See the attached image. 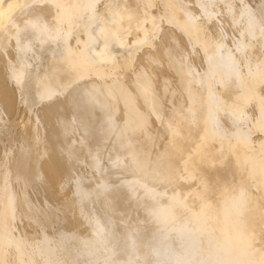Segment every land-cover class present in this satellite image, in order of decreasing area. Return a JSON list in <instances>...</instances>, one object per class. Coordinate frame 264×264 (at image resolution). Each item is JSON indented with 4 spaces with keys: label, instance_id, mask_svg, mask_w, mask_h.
<instances>
[{
    "label": "bare ground",
    "instance_id": "6f19581e",
    "mask_svg": "<svg viewBox=\"0 0 264 264\" xmlns=\"http://www.w3.org/2000/svg\"><path fill=\"white\" fill-rule=\"evenodd\" d=\"M252 1L0 0V264H264Z\"/></svg>",
    "mask_w": 264,
    "mask_h": 264
},
{
    "label": "rangeland",
    "instance_id": "374dc122",
    "mask_svg": "<svg viewBox=\"0 0 264 264\" xmlns=\"http://www.w3.org/2000/svg\"><path fill=\"white\" fill-rule=\"evenodd\" d=\"M249 2H250L251 4H253V1H252V0H249ZM199 65H200V64L198 63V66H199ZM22 114H23V115H22ZM22 116H23V118H25V119L27 118V115L24 114V113H22V110H21V111L18 113V117L21 118ZM82 170L85 171V169H84L83 167H82ZM86 171H87V170H86ZM176 179H177V178H173L170 182H167V183H166V185H169V186L167 187V190L172 186V184H173L175 181H177ZM174 180H175V181H174ZM179 180H180V179H179ZM179 180H178V181H179ZM172 181H173V182H172ZM168 183H170V184H168ZM157 187L159 188L160 185H158V186L156 185V188H157ZM66 192H68V190H67Z\"/></svg>",
    "mask_w": 264,
    "mask_h": 264
}]
</instances>
